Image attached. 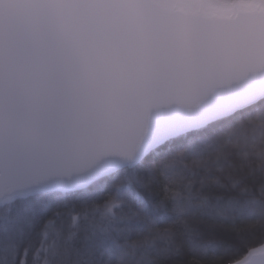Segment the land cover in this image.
Instances as JSON below:
<instances>
[{
    "label": "snow or ice",
    "instance_id": "obj_1",
    "mask_svg": "<svg viewBox=\"0 0 264 264\" xmlns=\"http://www.w3.org/2000/svg\"><path fill=\"white\" fill-rule=\"evenodd\" d=\"M0 264H264V0H0Z\"/></svg>",
    "mask_w": 264,
    "mask_h": 264
}]
</instances>
